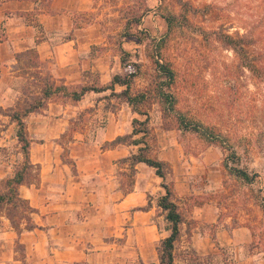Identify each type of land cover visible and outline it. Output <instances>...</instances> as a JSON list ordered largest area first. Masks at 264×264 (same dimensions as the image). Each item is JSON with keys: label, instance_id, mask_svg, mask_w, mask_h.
Wrapping results in <instances>:
<instances>
[{"label": "rangeland", "instance_id": "rangeland-1", "mask_svg": "<svg viewBox=\"0 0 264 264\" xmlns=\"http://www.w3.org/2000/svg\"><path fill=\"white\" fill-rule=\"evenodd\" d=\"M88 1L89 10L76 7L73 11L75 26L68 36L79 28L92 38L81 43L74 68L67 67L65 52L56 71L31 48L17 56L15 72L6 76L13 90L0 99L12 105L0 106V159L12 164L9 175L0 179V193L6 191L5 179L24 161L16 122L8 114L40 99L46 78L76 89L107 85L114 75L133 72L132 93L149 96L141 114L124 98L105 90L90 92L79 101L53 95L25 119L31 147L40 153L43 146H52V160L58 156L72 176L80 175L85 162L110 151L113 169L107 163L105 185L112 192L107 191L101 201L90 200L89 208L97 214V206L103 205L104 234L94 235L95 243L89 242L98 247L90 259L77 255L67 263L57 259L51 242L40 252L5 234L0 236L1 264L158 263V247L170 234L166 212L159 206L164 180L146 163L131 164L129 158L140 147L168 165L165 182L183 216L175 264H254L252 254L262 252L264 257V0ZM171 13L180 24L176 21L169 28L165 17ZM220 32L255 39L248 49L249 59L263 70L262 78L243 65L234 49L218 37ZM159 42L160 59L175 72L170 90L177 107L225 137L236 149L239 165L258 174L254 183L229 173L223 147L182 130L173 115L165 114L153 92L162 81L152 58ZM124 88L116 86V91ZM147 117V125L139 123ZM147 127V135L134 133ZM118 136L126 138L111 145ZM135 139L141 143L135 144ZM80 157L89 160L81 163ZM103 157L109 162L110 156ZM39 179V168L29 170L21 195L26 185ZM116 190L128 195L125 206L118 205ZM8 208L0 206V234L10 227L17 233L7 217L8 211H14ZM25 226L18 230L25 232Z\"/></svg>", "mask_w": 264, "mask_h": 264}, {"label": "crops", "instance_id": "crops-1", "mask_svg": "<svg viewBox=\"0 0 264 264\" xmlns=\"http://www.w3.org/2000/svg\"><path fill=\"white\" fill-rule=\"evenodd\" d=\"M87 2L89 1L0 0L1 99L9 95L8 90H13L6 76L15 72L19 53L36 48L40 60L53 64L52 67L57 71L58 65L61 64L59 59L63 56L62 52H65L68 58L67 67L74 68L81 54V43L89 42L92 38L79 28L75 29L71 36L68 35L75 26L74 9L78 7V10H89L91 6L87 5ZM1 99L0 106L12 105ZM36 150L33 145L30 153L32 162L40 166V179L38 183L26 185L22 194L36 209L33 220L38 227L26 230L20 235L10 227V230L0 236L8 234V237H19L28 249L40 252L51 242L56 245L53 251L62 263L74 260L77 255L90 259V256L94 255L93 250L98 247L90 245L89 242L95 243L94 235L104 234L106 225L101 214L103 205L97 206L99 212L94 214L89 211L90 200L101 201L107 191L112 192L105 185L107 163L110 164L109 170L113 169L111 153L108 150L101 153L103 156H110L109 162H106L103 156L94 157L89 163L85 162L87 167L81 168L79 176H72L64 170L58 156L52 160V146H43L40 153ZM86 160L89 159L80 157L79 162ZM11 162L8 159H0V179L9 175ZM108 176L112 177L110 172ZM114 194L118 195L119 206H125L129 201L128 195L120 194L119 190ZM94 205L96 206V203ZM216 250L219 253V245ZM250 259L254 264H264L262 252L252 254Z\"/></svg>", "mask_w": 264, "mask_h": 264}, {"label": "trees", "instance_id": "trees-1", "mask_svg": "<svg viewBox=\"0 0 264 264\" xmlns=\"http://www.w3.org/2000/svg\"><path fill=\"white\" fill-rule=\"evenodd\" d=\"M184 9L186 10V8ZM165 20L168 27L171 28L177 24L176 21H178L179 18L175 13H171L165 17ZM178 24H180L179 21ZM218 37L227 46L234 49L237 55L241 58L243 65L250 68L261 77L263 70L258 69L260 67L255 63V61L249 59L248 49L255 42L254 38L251 39V37L247 35L234 36L230 33L224 32L218 33ZM161 50L162 43L159 42L156 49H154V52L152 53L153 62L158 72V76L160 80H162L158 85H155L153 92L159 99L165 114L173 115L182 130L198 133L208 142L216 143L223 147V149L227 152V158L224 164L229 173L240 181L245 183H254L258 178V174L239 165L240 157L234 146L229 143L225 137L219 135V133L215 132L209 126L189 118L177 107V98L170 90L175 79V72L169 63L160 59ZM21 54L22 53H19L17 56ZM134 76L135 73L133 72L116 74L107 85H85L76 89H70V87L64 83L56 85L54 81L46 78L45 86L41 90L42 97L40 99L25 107L23 110L14 111L13 113L8 114L12 121L16 122V136L21 144L24 161L20 164L19 168L12 176L5 179L7 188L4 193H0V206H9L10 208L8 209L14 211V214L8 211L7 217L10 219L12 226L17 229L18 234L21 233L18 228L23 223L26 224V230H32L38 227L32 217V214L36 212V209L32 207L28 199L24 198L20 193V186L26 183V176L29 174V170L34 168L40 169V166L38 164H34L31 160V139L29 138L25 119L31 113L37 111L39 107H42L45 101L53 95L62 94L72 100L79 101L89 92H102L105 90H111L112 95L124 98L136 112L141 114L142 112L140 107L145 101H147L149 96L147 92L132 93L131 82ZM116 86H124L125 88L121 91H116ZM147 120L148 117L145 121H141L139 123L147 125ZM134 133H144V135H147L150 133V130L147 127L145 129L136 130ZM124 138H126V136H118L114 140L110 141V144L117 145L118 143H121ZM133 142L135 144H140L141 139H135ZM129 160L131 161V164H137L140 162L146 163L147 165L153 167L158 176L164 180L163 186L165 188V194L160 197L159 206L166 212L165 218L170 224V234L162 239L158 247L159 262L150 264H175L174 249L180 236V225L183 222V216L179 211L177 203L172 198V188L165 182L168 165L163 160L147 156L143 152L142 147H140L139 152L133 154ZM20 208H23V211H20Z\"/></svg>", "mask_w": 264, "mask_h": 264}]
</instances>
